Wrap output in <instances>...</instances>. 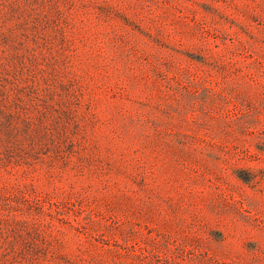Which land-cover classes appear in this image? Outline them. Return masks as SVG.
Masks as SVG:
<instances>
[{
    "label": "rangeland",
    "instance_id": "1",
    "mask_svg": "<svg viewBox=\"0 0 264 264\" xmlns=\"http://www.w3.org/2000/svg\"><path fill=\"white\" fill-rule=\"evenodd\" d=\"M0 264H264V0H0Z\"/></svg>",
    "mask_w": 264,
    "mask_h": 264
}]
</instances>
